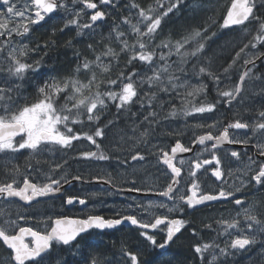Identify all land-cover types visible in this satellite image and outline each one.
Segmentation results:
<instances>
[{"label":"snow or ice","instance_id":"snow-or-ice-1","mask_svg":"<svg viewBox=\"0 0 264 264\" xmlns=\"http://www.w3.org/2000/svg\"><path fill=\"white\" fill-rule=\"evenodd\" d=\"M72 4H82L83 8L74 13L72 18L65 20L63 27L57 29L55 23L51 24L52 36L57 31L63 32L64 28L75 26L77 35L84 34L83 30L94 31V26L106 17L105 11L96 10L90 16L89 22L81 23L79 17L84 9H97V3L93 0H71ZM102 5H109L112 0H99ZM157 3L163 11L157 12L152 5L147 8L141 7L140 4L133 0L129 6L135 9L136 23H133L129 17L122 18V24L127 25L131 33L135 36L133 43H129L126 31L118 30L120 25H116L112 31L115 33L114 39L120 46V52L131 53L128 59V65L134 62L144 68L141 74L135 70L128 73L120 72L117 79L106 81L108 90L101 91V85L105 81L97 79L96 69L107 73L110 71L109 65L105 64V59L109 62L115 59L119 53L113 48L107 47L100 54L95 55L94 60H89L76 52L77 65L74 74L67 77L50 76L47 80L35 86L37 98L35 102H29L30 97L22 95V89L25 83H30L33 75H38L42 67L43 60L29 62L30 53L38 50L31 48L29 44L23 43L29 39V35L35 26H42L43 23H50L55 20L58 10L62 9L67 15L72 12L66 4L59 3V0H0V154H5L9 158L13 154L20 153L21 150H28L30 155H41L44 152H60L74 148V141L81 139L87 140L95 145L96 151H83L79 153V158L85 161H108L112 157L101 150V143L106 137L107 125L99 126L101 115L108 108V102L114 103L118 113H127L129 119L133 120L132 131L135 134L138 130L135 118L142 116L141 124L147 127L140 132V137L144 138L149 134V129L153 124L160 122V112L164 109L166 101L161 99V94L171 100L180 98L182 106L177 110L176 105H171L168 113L169 117L182 115L188 117L194 114L212 113L217 106L223 102L231 106L234 101L242 102L245 99L244 91L250 81L261 80L256 76L253 69L256 68V61L264 59V0H232L231 7L227 15L223 18L221 29H232L233 26H241L240 31L249 35L252 30L256 35L244 43L239 51L235 52L231 63L223 69L224 73L229 74L233 66L241 59L243 60L244 71L238 75V81L234 87L229 90H221L217 87V98L215 102H205L196 98L204 94L207 90L205 84L192 85L187 79L188 68L186 65L190 60H199L206 55L208 47L207 42L217 34L207 35L208 29H194L188 36L180 39L172 38L162 40L160 43L154 41L162 31L161 25L165 17L174 11H178L182 6L183 0H170L166 6ZM252 25H256L252 29ZM54 44L53 40L45 42L44 47L48 48ZM258 45L260 46L258 48ZM72 47V42L67 43ZM88 49L95 53L92 44ZM167 50V51H165ZM247 50V51H246ZM176 56L178 59H172ZM195 67V65H193ZM90 73L87 83H83L77 78L76 74L81 71ZM150 73V74H149ZM199 74H207L211 77L217 86L221 77L212 73L206 67H199ZM116 85L119 91L111 90V86ZM95 88V91L93 89ZM190 89V90H189ZM181 90H184L183 92ZM260 94L264 95V87H261ZM21 100L24 101L21 104ZM60 101H63L61 103ZM139 105L138 112L131 111L132 107ZM89 125H94V129L89 132L74 130L73 126L85 124V119ZM109 121V124H113ZM202 127L201 125H197ZM247 130L252 129L253 134H260V139H264V110L258 112L252 124L236 119L234 123L228 125L219 135L214 136L212 132L198 136L192 143L206 145L211 143L210 149L205 147L204 151H211V159H195L191 162L189 175L192 177L188 192L191 194L176 195L180 191L181 168L176 166L175 157L178 152L187 153L192 149L185 147L176 141L175 146L171 148V155L162 151L160 160L170 169L171 183L167 188L158 193V195L167 197L169 200L180 202L179 205L174 203L173 207H168L164 203L156 204L152 202L148 208H166L168 213L174 211L183 212L185 208L195 209L200 205H207L210 202H232L235 205L242 206L245 202L236 198V193L244 189L252 181L256 185L264 187V163H260L249 178H239L240 184L234 190L220 187L214 192H205L200 188L196 180L197 172L204 168L205 165H214L212 175L218 180L225 175L221 171L222 158L217 154L224 143L244 144L249 143L247 137L236 139L229 138L228 129ZM19 138V139H17ZM100 138L101 142L97 141ZM139 142V141H138ZM259 155L264 157V143L256 145ZM200 155V154H198ZM230 156L240 159L241 154L238 151H231ZM133 161H142L145 156L139 151L131 156ZM251 164L256 162L249 158ZM126 162V161H125ZM179 163L183 165L184 160ZM67 164L57 163L51 169L52 173L64 167ZM246 168H251L245 165ZM207 171V169H205ZM14 172L19 174V168H14ZM47 183L39 185L32 183L28 176L23 179V186H15L16 181L9 183H0V197L5 200L10 198H19L25 204L32 206L33 202L39 203L37 198L55 195L61 191L62 182L68 183L67 175L59 179L52 178L51 174H46ZM99 179V177H96ZM74 180H82L81 176H74ZM105 183H111V180H105ZM129 192H142L144 189L133 186L128 189ZM85 205V199L69 196L66 200L68 205L74 203ZM137 209L147 210L142 203L128 205V210L135 212ZM118 218H105L101 215H89L87 218H69L60 216L51 221L50 231H38L32 227H20L18 232L10 234L8 227H15V221H4L8 227L0 226V242L6 246L9 252L10 264H112V261L103 259L93 253H100L101 257L105 256L108 249H101L98 244L90 242L89 237L92 235L91 230L114 229L124 222H130L131 225H137L141 229H156L158 225L166 224V237L163 243H158L154 235H148L147 232H141L152 245L154 253L151 264H172L170 259V246L178 239L182 229L185 228L184 219H169L167 216H157L154 223H144L137 219L135 214H124L116 212ZM246 222L241 227V221L238 218L229 220H218L224 228V232L232 235L230 230H235L237 234L233 236L230 243L221 248L215 242L198 243L194 246V255L201 258V264L206 260L205 253L210 249L219 248L220 256L227 257L234 255L235 252H247L254 246L257 241V234H264V219L258 217L255 207L249 205L244 207L242 213H237ZM19 219H25L23 214H19ZM51 219V218H49ZM205 227L211 229L212 225L207 224ZM30 238V242H26ZM75 250L79 258L73 257L71 260L62 257L63 253L71 254ZM91 250V251H90ZM55 253V256H53ZM264 255V253H262ZM123 256L127 257L130 264H145V262L131 251H123ZM218 257L212 256L208 264H217ZM120 264V261H116ZM225 264V261H220Z\"/></svg>","mask_w":264,"mask_h":264},{"label":"flooded vegetation","instance_id":"flooded-vegetation-1","mask_svg":"<svg viewBox=\"0 0 264 264\" xmlns=\"http://www.w3.org/2000/svg\"><path fill=\"white\" fill-rule=\"evenodd\" d=\"M98 7L94 11L99 9L104 11L103 7ZM0 11H2V9H0ZM91 14L93 13L88 9L89 19ZM51 24L52 23L46 24L42 22V26H35L29 35V39L24 40L23 43H33L32 41L35 34L38 35L43 27ZM44 48V45L39 44L38 50L32 52L31 55H39V51L44 52ZM127 54H130V52ZM125 55L126 54L121 55V53H119L118 58L111 59L110 62L108 61L110 71L113 73L122 71L128 73L135 70L143 74L144 68L135 62L132 65H128L127 57H124ZM222 60H224L223 67L211 69L212 73L221 77L219 85L217 86L215 81L207 74L203 75L202 81L207 86V90L204 94L197 97V102L200 100L215 102L217 98V87L221 90H229L234 87L235 83L238 81V75L244 71L243 60L241 59L233 66V69L230 70L226 78L223 69L227 67L231 61H229V57L225 55ZM187 68L188 72L186 75L190 77L193 68L190 69L189 66H187ZM253 71L256 76L261 77L260 81L264 82V59L256 61V68L253 69ZM253 82L254 81H250L246 87L244 91L245 99L242 102L238 103L234 101L231 106L221 102L212 113H205L206 115L197 117L196 119L200 120L201 128L197 126L200 125L198 121L189 120L192 119V115L188 117L179 115L177 117L165 119L171 110V105L175 104L178 109L182 106V101L171 100L170 103H167L170 98L161 94V99L166 101V103L164 109L160 112V122L158 124H153L149 129V134L144 138H141L139 135L140 132H143L147 127L146 124L140 123L142 116L138 114L135 118L138 130L134 134L132 131L133 120L129 119L128 114L119 116L114 113L115 105L110 101V103H108L110 108L101 115L99 121V126L103 127L107 125L106 137L101 143V150L112 157L108 161H85L80 159L79 153L97 150L95 145H92L84 139L74 141V148L67 151L44 152L41 155H30L28 150H21L20 153L13 154L11 158L5 154H0V183H9L15 180V186H23L24 176L27 175L32 183L42 185L48 182L46 174H51L52 178L55 179L67 175L69 181L68 183L62 182L61 191L59 193L48 197L37 198L39 203L34 201L32 206L20 201L19 198L5 200L0 197V226L8 227L4 224L5 220L9 222L15 221V227H8L10 234L17 233L20 227H32L34 230L44 232L50 231L51 221L60 216L84 219L89 215H101L105 218H118L115 215L118 211L124 214H135L137 215V219L144 223H154L157 216H167L169 219L179 218L184 219L187 223L181 233L177 234L179 238L175 239V243L170 246V259L173 260L172 264H201V258L194 255V246L196 244L215 242L219 247L223 248L227 243H230L233 236L237 234L235 230H230L232 235H228L224 232V228L220 224H217L216 221L221 219L230 221L233 218H238L241 221V227H244L246 222L243 220L242 215L237 217V213H242L243 208L249 205H253L258 217L264 219V187L256 185L255 182L252 181L240 192H237L236 198L245 202L242 206L235 205L232 202L215 201L207 205L197 206L195 209L185 208L183 212L174 211L168 213L166 208H148V205L152 202L156 204L164 203L168 205V207H173L174 203L177 205L180 204L178 200L174 202L167 197L158 195L159 192L165 190L168 184L171 183L170 169L160 160V156H162L161 150L171 155V148L175 146L177 140L185 147L192 149L191 152L187 153L178 152L174 161L176 166L181 168V177L179 178L181 181L180 191L176 193V195L179 196L185 193L191 194L188 192L192 180V177L189 175L191 162L195 159H211V151H204V149L205 147L210 149L211 143L214 141L206 142V145L203 146L198 143L193 144L192 142L196 140L198 136L204 135L209 131L212 132L214 136L219 135L229 124L234 123L236 119H241L244 122L252 124L258 112L264 110V95L260 94L261 88H257L258 84H253ZM36 85L37 84L32 86L29 85L30 87L28 86V89H24L26 95L27 92H36ZM108 87H106L105 90H108ZM93 91H95V89H93ZM116 91L118 92L119 90ZM32 95L33 96H30L29 100L35 101L37 96L36 94ZM138 109L139 105H136L132 107L131 111L138 112ZM84 119L85 124L73 126L74 130L89 132V134H91L95 126L89 125L86 117H84ZM182 119L185 120L181 121ZM109 121H113L114 123L109 124ZM117 129L122 131L120 132V135H123L124 138L122 145L118 143L114 144L113 142L115 140L114 137L118 135V133L115 134ZM228 131L230 139L247 137L249 143L247 145L228 143L221 145L220 149L217 150V154L222 158L223 162L221 171L224 172L225 175L222 179L218 180L212 175V168L214 165H205L204 168L197 172L196 180L200 188L205 192H214L220 187L234 190L240 184L238 177L250 179V176L254 174L258 165L264 163V157L259 155L256 147L258 140L260 143H264V139H260L259 133L254 135L251 128L247 130L229 128ZM97 141L101 142L100 138H97ZM114 148H116V150ZM137 151L145 156L144 160L133 161L131 159V156L136 154ZM231 151L240 152V159L237 160L231 157ZM250 157L256 162L255 164H251L249 160ZM65 160L67 164H65L63 168L57 170L55 173L51 172L55 164H63ZM180 160H184L185 163L181 165L179 163ZM145 163L149 164L147 165V171L142 172L145 174L144 178H147L146 181L143 180V175L136 170L138 166ZM245 165H249L251 171H249V168H246ZM16 167L19 168V174L14 172V168ZM133 169L135 170L133 171ZM205 169H207V171H205ZM78 175L83 179H72L74 176ZM96 177H99V179ZM105 180H111V183H105ZM133 182H135V187L144 189L145 191L139 193L129 192L128 189L133 186ZM69 196L85 199L86 204L80 205L77 202L73 205H68L66 200ZM137 203H142L147 210L137 209L135 212L128 210L129 204L133 205V208H135V204ZM19 214H23L25 219H19ZM207 224H211L212 228L209 229L205 227ZM117 228L135 230L138 232L140 236L139 250L144 254L141 259L145 264H151L154 253L152 245L141 235V232L154 235L158 243H163L167 231L166 224L158 225L156 229H141L127 222L121 224ZM97 231L91 230L92 234L101 232ZM257 241L258 242L252 246L249 251L234 253L239 256V260L236 262L237 264H239V262L264 264V255H262V253H264V234H257ZM26 242H30V238H28ZM186 248L189 249L188 252L190 253L186 251ZM9 252L10 250L0 242V264H10ZM208 253L204 254L206 257L204 264H208L214 254L218 257H223L219 254V248L210 249ZM53 256H55V253H53Z\"/></svg>","mask_w":264,"mask_h":264},{"label":"trees","instance_id":"trees-1","mask_svg":"<svg viewBox=\"0 0 264 264\" xmlns=\"http://www.w3.org/2000/svg\"><path fill=\"white\" fill-rule=\"evenodd\" d=\"M93 1L96 3L98 0H93ZM164 1L165 0H159V3L163 4ZM192 1L195 3L194 6H198V8L196 7L192 8L191 6H189V0H183L182 6L178 11H174V14L170 13L167 17L163 19L161 25L162 31L159 30L160 35L170 36L174 38L182 34L181 30L190 31V28L193 29L207 28L208 29L207 35L211 36L212 33H216L217 34L216 37L226 34L225 33L226 31L228 32L229 29L228 30L221 29L220 25L222 24L223 18L232 0H192ZM135 2L140 4L141 7L144 8H147L149 5H152L157 12L163 11V9L159 7L157 0H135ZM215 2L217 4V11L215 10V8L212 7H205L204 9H201L199 7V5H204V6L210 4L213 5ZM132 3L133 0H112V2L109 5H106L108 7L107 10L108 15L106 22L104 23H112L113 24L112 26H114L115 24L117 25L120 24L122 22L123 17L127 16L131 18L132 16H134L136 10L129 7ZM73 6L74 8L83 7L82 4H75ZM73 15L74 14H69V13L66 15L64 11L61 13L58 12L55 15V20L50 23H55V26L57 27V29H59L60 27H63L65 20L68 18H72ZM79 19H81V17H79ZM104 23L99 24L98 25L99 28L93 32H90V30H86V29L83 30L84 34L82 35H77V30L75 26H69L67 28H64L63 32L57 31V34L55 36H52L51 25H47L46 27H43L41 29L42 32L39 31L37 36L35 34L33 40H35V43H37L38 45L39 44L44 45L46 41L48 42L52 39L54 41V44H52L48 48L43 49L44 52L46 51L45 53L46 55L43 59L42 67L39 70L40 72L34 82L38 84L42 83L43 75L44 77L48 75L49 77L55 76L61 78L71 76L72 72L74 71L77 65V63L76 64L74 63L77 60L75 53L77 51L80 52L81 54H86L85 52H92L87 47L89 44H92L93 48L98 52H103L104 50H106V46L108 47L111 43L109 41L107 42L106 41L107 39H105V37L109 36L110 34L108 31L109 24L104 25ZM190 23H193V26L186 27L190 25ZM203 23H206V25L203 26ZM69 41L72 42V47L66 46ZM102 44H107V45H104L103 47L101 46ZM114 46L115 47L113 46H109V47L113 48L116 52H118L120 48L116 45V43ZM118 57L119 55L116 58ZM91 58L88 59L90 60ZM213 58L215 62L218 63L222 60L223 56H219L218 58L215 57ZM192 70H193L192 71L193 75H196L197 74L196 68L194 67ZM89 239L91 243L98 244L101 249L104 248L108 249L106 255L103 257H101V254L98 252L93 254L97 255L100 258L111 260L112 264H116V261L118 259H121L119 260L120 264H130V262L127 260V257L123 256V251H131L137 254L140 258H142L144 255L143 252L139 250L138 246L140 242V236L138 232L135 230H125L123 228H117L113 231L99 232L96 234L93 233L89 237ZM115 255L117 258L115 257ZM62 257L71 260L73 257L79 258V255L78 253L75 252V250H73L71 254L63 253Z\"/></svg>","mask_w":264,"mask_h":264},{"label":"rangeland","instance_id":"rangeland-1","mask_svg":"<svg viewBox=\"0 0 264 264\" xmlns=\"http://www.w3.org/2000/svg\"><path fill=\"white\" fill-rule=\"evenodd\" d=\"M61 3L62 4H66L68 6V8L72 9V12H70L69 14H74L75 12L80 11L83 8V7L82 8H74V6L72 5L71 0L70 1L69 0H62ZM96 3L99 6L98 8L103 7L104 11H106V14L108 15V13H107L108 7L106 5L100 4L99 0ZM168 3H170V0H165L163 4H165V6H166ZM194 5H195V3L192 0H189V6H191L192 8H194V7L198 8V6H194ZM199 7L201 9H204L205 7H212V8H215V10L217 11V4H216V2L213 5L212 4L206 5V6L199 5ZM58 12L61 13V12H63V10L60 9V10H58ZM94 12L95 11H93L92 13H94ZM80 17H81V19H80L81 23L89 22L90 19L88 17V9H84V11H83V13L81 14ZM130 19L132 20L133 23H136V16L135 15L132 16ZM105 24L106 25L109 24L108 31H109L110 34H109V36L105 37V39H107L106 41L107 42L109 41L111 43L109 46L115 47L114 45L116 43V45L120 48L118 42L114 39L115 33L112 31V29L117 24H115L114 26H112L113 25L112 23H104V25ZM118 25H120V28L118 30L126 31V33L128 35V38H129V43H133L134 40H135V36L131 33L129 27L127 25H123L122 23H120ZM204 25H206V23H203V26ZM189 26L192 27L193 26V23H190V25H188L186 27H189ZM251 27H252V29H255L256 28V25H252ZM98 28H99V26L98 25H95L94 26V31L97 30ZM240 28L241 27L234 28V29L228 30V32L226 31L225 32L226 34H223V35L217 36V37L216 36L213 37L210 41L207 42L208 47H207V50H206V55L205 56H202L199 60L193 59V60H190L188 62V64L186 65V67L189 66V68L192 69V68H194L193 65H195V68H196V71H197V74L196 75H193V73L191 72L192 75L190 74V77H187V79H188V81H189L190 84H192V85L204 84L203 81H202V78H203V75H205V74H199V67H206L211 72H212L211 69H213V68H216L217 69V68L223 67L224 60H221L220 62L216 63L213 57L218 58L221 55H223V56L225 55V56L229 57V61H231L232 58L235 56V52L236 51H239V48L242 47L244 43H247L249 39H252L256 35V31L255 30H252L249 35H245V34H243L240 31ZM193 30H194L193 28H190V31H182L181 30V33L182 34H180V35H178V36H176L174 38L173 37H170V36H162V35L159 34V36L157 37V39L154 42L155 43H160L162 40H167L169 38H172L173 41H174L175 39H180L181 37L190 35ZM32 42L33 43L29 44V46L31 48H37L38 45L35 43V40H33ZM104 45H107V44H102L101 46L104 47ZM259 47L260 46L258 45V48ZM106 48H107V46H106ZM260 50L261 51H264L263 48H260ZM165 51H167V50H165ZM85 53L86 54H82V56H86L87 58H91L92 57L90 60H94L95 55L100 54L101 52L95 51V53H93V52H85ZM117 53H121V55L122 54H126L124 57L125 58L127 57V60L129 58V56L131 55V53L130 54H127L125 52H120V49L118 50ZM45 55H46L45 52H42V51H39V55H36V56H32L31 53H30L29 62L31 63L32 61H35V60H41V58L43 60L44 57H45ZM0 59H2V55H0ZM172 59L175 60V59H178V58L176 56H173ZM108 61L109 60L105 59V64H108ZM74 63L75 64L78 63L77 60ZM73 74H74V71L72 72L71 75H73ZM96 74H97V79L99 81H105V83H103L101 85V88H100L101 91H105V88L108 87L106 81L109 80V79H117L118 76H119V74H120V72L113 73V72L109 71L107 73H104L100 69H96ZM76 75H77V78L80 79L83 83H87V80L90 78V75L91 74L90 73H86V72H84L82 70L79 74H76ZM37 76L38 75H33L32 78H31V82L30 83H25V86L22 89V95L27 96V97H30V96H33L32 94H36V96H37V93L35 91L34 92H30V93L27 92V95L24 92V89H26L29 85L32 86V85L38 84V83H35L34 82L36 80V77ZM48 78H49L48 75L45 76V77L43 75V77H42L43 81L44 80H47ZM253 84H258L257 85V88L264 87V82H261L260 80L259 81H254ZM111 89L113 91L120 90L119 87H116V85L112 86ZM181 91L183 92L184 90H181ZM197 99L198 98H196V102H197ZM174 100H178L179 102H181V99L180 98H176ZM29 102H35V101L29 100ZM60 102L63 103V101H60ZM23 103H24V101L21 100V104H23ZM108 103H110V101ZM108 108H110L109 107V104H108ZM108 108H107V110H108ZM178 109H180V108H178ZM107 110H105V111H107ZM105 111L103 113H105ZM114 113H116L119 116L127 115V113H124V114L118 113L117 110H116V108L114 110ZM202 115H206V114L205 113H203V114H199V113L194 114V115L191 116L192 119H189V120L190 121H192V120L198 121V124H200V120L199 119H196V118L197 117H202ZM184 120L185 119H182L181 121H184ZM198 128H201V127H198ZM120 132H122V131L117 129V132L115 134L118 133V135L116 137H114L115 140L113 139L114 140L113 141L114 144H116V143H118L120 145L123 144L124 138H123V135H120ZM114 149L116 150V148H114ZM147 165H149V164L148 163L141 164L136 169L137 171H139L143 175V180H145V181H146L147 178L146 179L144 178L145 174H143L142 172L147 171V169H148V166ZM134 170L135 169H133V171ZM208 254H210V253H208ZM214 255H216V254H214ZM238 257L239 256H237L236 254L227 257L226 260H225V257H218L217 264H220V261H225V264H237L236 262H238V260H239ZM211 260H212V258H211ZM239 264H248V262H242V263L239 262Z\"/></svg>","mask_w":264,"mask_h":264},{"label":"bare ground","instance_id":"bare-ground-1","mask_svg":"<svg viewBox=\"0 0 264 264\" xmlns=\"http://www.w3.org/2000/svg\"><path fill=\"white\" fill-rule=\"evenodd\" d=\"M191 14V13H190ZM42 32V31H41ZM48 34V33H47ZM37 36V35H36ZM38 38V37H37ZM60 38H62V37H60ZM72 38V37H71ZM52 40V39H51ZM59 40V39H58ZM47 42V41H46ZM56 42V41H55ZM226 44V43H225ZM60 45H62V44H60ZM55 47V46H54ZM59 47V46H58ZM57 47V48H58ZM58 52V51H57ZM232 53V52H231ZM68 61V60H67ZM72 61V60H71ZM70 64V63H69ZM69 66V65H68ZM199 66V65H198ZM198 78V77H197ZM224 87V86H223ZM207 96V95H206ZM258 108V107H257ZM254 109H255V107H254ZM254 109H251V110H253V111H255ZM257 111V110H256ZM167 112V111H166ZM201 223V222H200ZM198 224V223H197ZM199 226V225H198ZM204 226V225H203ZM97 231V230H96ZM97 232H99V231H97ZM104 239V238H103ZM126 240V239H125ZM111 241V240H110ZM136 241V240H135ZM107 243H109V242H107ZM113 243V242H112ZM122 246V245H121ZM112 247V246H111ZM139 247V246H138ZM181 247V246H180ZM118 248V247H117ZM116 248V249H117ZM120 248V247H119ZM112 249V248H111ZM180 249V248H179ZM187 249V248H186ZM115 250V249H114ZM112 251V250H111ZM117 251V250H116ZM143 251V250H142ZM187 252L189 251V249H187L186 250ZM144 253H146V252H144ZM188 253H190V252H188ZM188 253H186V254H188ZM118 254V253H117ZM147 256V255H146ZM178 256V255H177ZM188 256V255H187ZM113 257V256H112ZM111 257V258H112ZM115 257H116V255H115ZM114 257V258H115ZM141 257H142V255H141ZM149 257V256H148ZM117 258V257H116ZM143 258V257H142ZM175 258H177V257H175ZM146 259V258H145ZM189 259V258H188ZM191 259V258H190ZM119 260H121V259H118L117 261H119ZM147 260V259H146ZM176 260V259H175ZM111 261V260H110ZM116 261V260H115ZM173 261V260H172ZM147 262V261H146ZM148 264V263H147ZM196 264V263H195Z\"/></svg>","mask_w":264,"mask_h":264},{"label":"water","instance_id":"water-1","mask_svg":"<svg viewBox=\"0 0 264 264\" xmlns=\"http://www.w3.org/2000/svg\"><path fill=\"white\" fill-rule=\"evenodd\" d=\"M59 2H60V0H59ZM231 4H232V3H231ZM230 7H231V5H230ZM230 7H229V8H230ZM94 10H95V9H90L91 12H93ZM100 11H102V10H100ZM226 15H227V14H226ZM226 15H225V16H226ZM105 19H106V17H105ZM105 19H104V20H105ZM104 20H103V21H104ZM103 21H99V22H97V24L100 23V22H103ZM222 23H223V22H222ZM233 27H235V26H233ZM124 223H127V222H124ZM122 224H123V223H122ZM119 226H120V225H119ZM136 226H137V225H136ZM117 227H118V226H117ZM114 229H115V228H114ZM110 230H112V229H110ZM99 231H100V230H99Z\"/></svg>","mask_w":264,"mask_h":264}]
</instances>
